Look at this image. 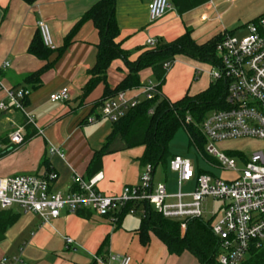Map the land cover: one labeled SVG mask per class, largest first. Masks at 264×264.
Returning <instances> with one entry per match:
<instances>
[{
	"label": "crops",
	"instance_id": "crops-1",
	"mask_svg": "<svg viewBox=\"0 0 264 264\" xmlns=\"http://www.w3.org/2000/svg\"><path fill=\"white\" fill-rule=\"evenodd\" d=\"M98 1L38 0L33 6H28L21 0H0V67L2 63H8L6 69L0 68V81L11 90L28 92L24 101L25 111L33 116L35 124L34 127L26 125L17 112H0V137L7 138L9 146L12 145L9 136L17 127L23 128L24 137L32 132V136L19 148L0 158V179L19 175L41 176L52 171L57 179L51 190L64 194L73 188L74 175L83 181L99 175L101 179L96 190L106 196L119 195L123 187L137 184L142 169L138 159L143 148L127 149L118 136L107 146L100 170L90 178L87 172L93 154L101 149L111 131V124L101 122L100 107L95 106L103 98L104 85L99 84L89 95H83L89 80L88 73L95 64L99 39L91 23H85L66 47L64 38ZM150 2H115L114 19L119 30L116 42L128 52L130 61L159 43L175 41L186 32L199 45L227 34L234 36L242 31L246 34V27L264 15V0H235L231 3L206 0L183 15L177 14L173 8L151 23L147 10ZM38 21L47 25L54 46V50L47 52L43 59L28 53L37 33ZM147 40L155 41L156 45L147 46ZM174 62L181 65L166 75L165 82L167 77L175 81L177 101L185 95L203 91L210 83L205 65L184 57H176ZM197 71L203 73L196 75ZM126 74L123 63L114 61L107 71L106 85L114 89ZM29 75L35 77L24 80ZM150 75L149 69L140 72L141 86L150 81ZM62 88L69 90V100L51 103L49 95ZM137 90L125 92L132 96ZM161 94L170 101L163 89ZM1 102H6V99L0 92ZM89 117H97L96 122L87 124ZM239 141L242 140L231 142ZM51 149L60 152L63 158L51 154ZM4 150L5 145L0 144V151ZM154 174L155 169L153 186ZM161 185L165 186V182ZM216 205L215 209H218L219 203ZM14 212L19 214V218L6 230L0 242V260L17 258L22 264H104L100 260L110 258V264H114L116 258L128 256L131 264H183L188 255H170L152 233L148 235L147 245L142 246L136 232L139 224L126 227L123 218L114 224L91 211L76 214L61 211L57 218L43 224L37 215L23 214L19 209ZM207 220H211V214ZM67 238L72 241L70 245L64 243Z\"/></svg>",
	"mask_w": 264,
	"mask_h": 264
},
{
	"label": "built area",
	"instance_id": "built-area-1",
	"mask_svg": "<svg viewBox=\"0 0 264 264\" xmlns=\"http://www.w3.org/2000/svg\"><path fill=\"white\" fill-rule=\"evenodd\" d=\"M226 1L231 3L235 0ZM172 9L170 0H151L147 6L149 21L156 22ZM36 27L44 47L53 51L47 25L38 21ZM246 31L241 38L224 36L215 50L217 65L206 72L210 82L225 83V107L210 111L200 125L201 135L207 144L203 156L215 159L217 166L227 171H237L235 160L219 153L215 145L237 140L264 143V16L248 25ZM146 45L154 47L156 42L147 40ZM7 67L8 63H2L0 68ZM169 67L170 63H166L163 70L167 72ZM199 73L203 72L197 71L196 75ZM158 86L148 81L132 96L120 92L114 98L102 101L99 116L110 123L118 121L141 101H151L161 95ZM0 92L6 99V102L0 103V112H17L26 125L34 127V118L26 113L24 106L28 92L11 90L1 81ZM48 100L51 103L66 102L69 90L62 88L50 94ZM96 120L97 117H89L86 123L93 124ZM185 122H190L189 117ZM23 139L22 127H17L9 136V142L14 146L22 145ZM50 153L63 158L55 149H51ZM238 159L244 163L243 169L237 171L235 180L226 182L203 172L195 175L189 160L174 156L169 162V170L177 175V191L172 195L167 193L164 185L153 186L154 169L150 165L141 169L137 184L123 187L121 194L116 196L102 195L96 190V184L101 179L99 175L88 181L74 175L72 187L75 190L64 194L51 190L52 183L57 179L52 171L41 176H13L0 179V209L15 207L23 214L37 215L43 224L57 218L61 211L69 214L91 211L115 224L117 215L123 211L126 215L143 217L142 206L146 205L164 219L179 222L181 232H184L187 221L203 219V203L211 199L219 203V208L210 213V232L216 241L215 264H246L252 261L255 253L264 249V154L253 151L249 158ZM192 179L193 190L182 193V186ZM170 200L173 202L170 203ZM64 243L70 245L72 241L67 238ZM110 260L100 262L110 264ZM15 263L22 264L17 258L0 260V264ZM114 264H131V259L121 256L114 260Z\"/></svg>",
	"mask_w": 264,
	"mask_h": 264
},
{
	"label": "trees",
	"instance_id": "trees-1",
	"mask_svg": "<svg viewBox=\"0 0 264 264\" xmlns=\"http://www.w3.org/2000/svg\"><path fill=\"white\" fill-rule=\"evenodd\" d=\"M21 1L28 6H33L38 0ZM115 2L116 0H99L84 13L64 38V47H66L85 23H91L97 32L99 42L96 47L95 64L88 73L89 80L83 90V95L87 96L99 84L104 85L103 98L95 105L96 107H100L102 101L114 98L120 92L138 89L141 86L139 74L146 69L152 72L159 84L158 89L161 91L166 79L163 65L171 60L174 61L176 57H184L210 67L217 65L216 46L225 35L199 45L191 39L189 32L171 43H159L153 49L143 51L134 61H130L128 52L116 42L119 30L114 19ZM205 2L206 0H170L172 7L179 15ZM49 51L44 47L37 31L28 53L37 59H43ZM116 60L123 63L127 74L114 89H110L106 85V75L111 64ZM33 77L35 75H29L24 80ZM224 97L225 83L210 82L203 91L191 96L185 95L176 102L168 101L162 94L155 96L151 101H141L118 121L111 123V131L105 143L99 151L93 154L89 162L87 168L89 178L100 170L105 150L117 136L125 143L127 149L143 148L142 156L138 159L141 168L150 165L155 169L159 164L165 165L167 159L170 162L174 156L169 154L168 145L179 128L185 130L190 143L200 150L206 144L200 132V125L208 112L225 107ZM187 117L190 119L189 123L185 122ZM31 136L32 132L24 137L23 143ZM0 144L6 147V150L0 151V158L21 146H9L7 138L4 137H0ZM232 156L244 159L240 152H232ZM72 190L74 191L75 188ZM142 209L144 216H140L139 227L136 231L142 246L147 245L148 235L152 233L165 245L170 255L180 256L188 253L197 264H215L216 241L210 232L211 220H189L186 222L185 231L181 232L179 222L164 219L149 206L144 205ZM82 216L85 215L82 213ZM125 216L124 211L118 214V222ZM18 218L19 214L15 213L12 208L0 209V242L6 230L13 226ZM263 263L264 249L255 253L252 261L246 264Z\"/></svg>",
	"mask_w": 264,
	"mask_h": 264
},
{
	"label": "rangeland",
	"instance_id": "rangeland-1",
	"mask_svg": "<svg viewBox=\"0 0 264 264\" xmlns=\"http://www.w3.org/2000/svg\"><path fill=\"white\" fill-rule=\"evenodd\" d=\"M246 34L244 31L237 32L234 37L241 38L244 37ZM120 62V61H115ZM170 67L168 71L166 72V75H169L172 70L177 67V65H181L179 62H174L173 60L169 61ZM205 68V67H204ZM211 68L210 66H206L205 69ZM143 70V71H147ZM149 80L153 85H157V81L155 78L150 75ZM163 89L165 95L170 101H177L179 97L178 95V89L176 86L175 81L170 80V77H167V81L164 83V85L161 87V90ZM209 113V112H208ZM207 113V114H208ZM101 122H105V124L110 125L111 123L103 119ZM100 123V122H99ZM98 123V124H99ZM207 144L203 145L200 150H198L193 144L190 143L188 136L183 128H179L172 140L170 141L168 145V151L171 156H179L183 159H187L190 161V163L193 166L195 175L199 172H203L205 174H208L212 176L215 179L230 182L237 178L238 173L237 171H240L244 167V163L238 159L236 156H232L235 160V168L237 171H227L224 170L217 165V161L211 157H204V151ZM215 149L219 152L224 154L227 157H231L232 152H240L246 159L249 158L253 151H262L264 154V143L256 140H242L239 142H224L215 145ZM202 154V155H201ZM169 159L166 160V164H159L155 168V174H154V185L161 184L165 182V186L168 193H174L177 191L175 182L177 180V175L169 170ZM166 176V180L164 177ZM194 188V179H192L190 182H188L186 185H183L181 188L182 193H189ZM170 203L173 201L170 200ZM216 203L212 201L211 199H207L205 203H203V207H205V214L203 215V220L207 221L209 218V214L215 209ZM17 208L13 207L12 210H16ZM123 225L126 227H135L140 223V215H134V216H125L123 218ZM181 230V227H180ZM187 257L186 260H183V264H195V261L191 255L185 256Z\"/></svg>",
	"mask_w": 264,
	"mask_h": 264
}]
</instances>
